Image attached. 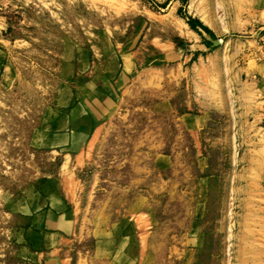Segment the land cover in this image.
I'll list each match as a JSON object with an SVG mask.
<instances>
[{"label": "rangeland", "instance_id": "374dc122", "mask_svg": "<svg viewBox=\"0 0 264 264\" xmlns=\"http://www.w3.org/2000/svg\"><path fill=\"white\" fill-rule=\"evenodd\" d=\"M0 264H264V0H0Z\"/></svg>", "mask_w": 264, "mask_h": 264}, {"label": "bare ground", "instance_id": "6f19581e", "mask_svg": "<svg viewBox=\"0 0 264 264\" xmlns=\"http://www.w3.org/2000/svg\"><path fill=\"white\" fill-rule=\"evenodd\" d=\"M179 31L182 35L187 37H191L192 35H195L193 30L184 21Z\"/></svg>", "mask_w": 264, "mask_h": 264}, {"label": "trees", "instance_id": "16d2710c", "mask_svg": "<svg viewBox=\"0 0 264 264\" xmlns=\"http://www.w3.org/2000/svg\"><path fill=\"white\" fill-rule=\"evenodd\" d=\"M188 23L190 24L193 30H197L201 26V23L199 21H195L194 19H189ZM211 34L212 36H215L213 32H211Z\"/></svg>", "mask_w": 264, "mask_h": 264}, {"label": "crops", "instance_id": "0c3cea01", "mask_svg": "<svg viewBox=\"0 0 264 264\" xmlns=\"http://www.w3.org/2000/svg\"><path fill=\"white\" fill-rule=\"evenodd\" d=\"M40 218H42V216H40ZM43 218H46V215H43ZM31 221H34V220H36V216L35 217H33V218H31L30 219ZM39 220V219H38Z\"/></svg>", "mask_w": 264, "mask_h": 264}]
</instances>
